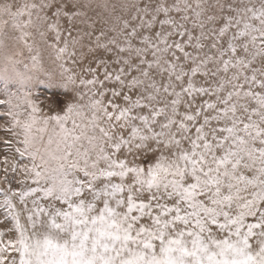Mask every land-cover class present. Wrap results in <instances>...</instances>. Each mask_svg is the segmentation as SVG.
Here are the masks:
<instances>
[{
	"label": "snow or ice",
	"instance_id": "6c2138e0",
	"mask_svg": "<svg viewBox=\"0 0 264 264\" xmlns=\"http://www.w3.org/2000/svg\"><path fill=\"white\" fill-rule=\"evenodd\" d=\"M0 264H264V0H0Z\"/></svg>",
	"mask_w": 264,
	"mask_h": 264
},
{
	"label": "rangeland",
	"instance_id": "374dc122",
	"mask_svg": "<svg viewBox=\"0 0 264 264\" xmlns=\"http://www.w3.org/2000/svg\"><path fill=\"white\" fill-rule=\"evenodd\" d=\"M45 67L49 71H52V72L56 71L55 66L50 61L46 60ZM37 94L41 97L42 100H54L61 95V92L59 89L49 88V87L41 85L37 89Z\"/></svg>",
	"mask_w": 264,
	"mask_h": 264
}]
</instances>
